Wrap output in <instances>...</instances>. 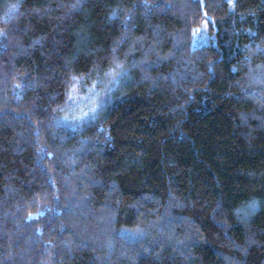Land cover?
Here are the masks:
<instances>
[{"label": "trees", "instance_id": "16d2710c", "mask_svg": "<svg viewBox=\"0 0 264 264\" xmlns=\"http://www.w3.org/2000/svg\"><path fill=\"white\" fill-rule=\"evenodd\" d=\"M0 18V264H264V0ZM105 80L99 117L66 127L71 89Z\"/></svg>", "mask_w": 264, "mask_h": 264}, {"label": "rangeland", "instance_id": "374dc122", "mask_svg": "<svg viewBox=\"0 0 264 264\" xmlns=\"http://www.w3.org/2000/svg\"><path fill=\"white\" fill-rule=\"evenodd\" d=\"M229 2L230 9H234V3L235 0H227ZM208 21H205L202 26L196 28L194 30V47H202L205 44L207 45L209 43V35H208ZM201 43H200V42ZM203 43V44H202ZM112 82V81H111ZM115 88V85L111 83V86L108 81H103L100 83V86H96L95 84L88 85L84 89L75 88L76 91L73 93L74 96L82 99L84 103H79L77 105H73V103L70 101L68 108L66 109L64 113V124L68 128L76 127L75 125L79 124V126H82L83 124H88L90 122L95 121L99 117V111L104 102H106L109 97L112 95V90ZM94 89L95 96H93V100L96 104L100 105L98 107L97 112L95 114L94 119H88L86 121L80 122L77 120H73V117H79L82 115L83 112H88L90 108L93 106L92 102L88 100V97L90 95L89 90ZM67 118V120L65 119Z\"/></svg>", "mask_w": 264, "mask_h": 264}, {"label": "snow or ice", "instance_id": "6c2138e0", "mask_svg": "<svg viewBox=\"0 0 264 264\" xmlns=\"http://www.w3.org/2000/svg\"><path fill=\"white\" fill-rule=\"evenodd\" d=\"M16 11V4H12L11 8L9 9L7 15H12L14 14ZM2 19V18H0ZM4 37V33L2 31H0V40H2ZM119 67V66H118ZM122 71V70H121ZM122 75H126V73L122 72ZM113 85H118L119 81L118 80H113L112 81ZM76 89L75 86L71 89V93L69 95V100L73 103V105H77L79 103H84V101L76 96L73 95V93H75ZM90 95L88 97V100L92 102L93 106L90 108V110L88 112H83L81 116L79 117H73V120H77L80 122L86 121L88 119H94L95 114L97 112L98 107H100V105L96 104L95 101L92 99L93 96H95V92L94 89H90L89 90ZM67 120V118H65ZM75 126H79V124L75 125ZM31 218V217H30Z\"/></svg>", "mask_w": 264, "mask_h": 264}, {"label": "bare ground", "instance_id": "6f19581e", "mask_svg": "<svg viewBox=\"0 0 264 264\" xmlns=\"http://www.w3.org/2000/svg\"><path fill=\"white\" fill-rule=\"evenodd\" d=\"M200 42V41H199ZM193 43H194V41H193ZM201 43V42H200ZM203 44V43H202ZM206 45V44H205ZM204 46V45H203ZM192 47H193V44H192ZM196 47V46H195ZM201 47V46H200ZM194 49V48H193ZM197 49V48H196Z\"/></svg>", "mask_w": 264, "mask_h": 264}]
</instances>
